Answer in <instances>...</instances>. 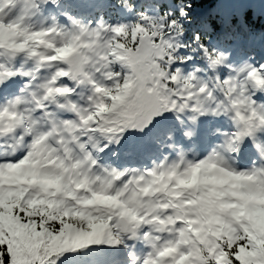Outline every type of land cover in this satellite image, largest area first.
Listing matches in <instances>:
<instances>
[{
    "label": "snow or ice",
    "instance_id": "1",
    "mask_svg": "<svg viewBox=\"0 0 264 264\" xmlns=\"http://www.w3.org/2000/svg\"><path fill=\"white\" fill-rule=\"evenodd\" d=\"M122 2L0 0V91L18 66L45 93L0 153V264H264V60L225 56L209 16L186 36L191 0Z\"/></svg>",
    "mask_w": 264,
    "mask_h": 264
},
{
    "label": "trees",
    "instance_id": "2",
    "mask_svg": "<svg viewBox=\"0 0 264 264\" xmlns=\"http://www.w3.org/2000/svg\"><path fill=\"white\" fill-rule=\"evenodd\" d=\"M133 2L137 5L138 10L147 11L150 14H157L168 7H173L175 4V0H133ZM97 3L98 0H81V7L79 9H74L77 6L70 4L72 8L70 11L73 14L80 12V14L84 16H90L92 13V15L98 16L102 13L106 19H109L112 22H115L117 19L129 20L133 18L131 13L125 12L123 8L116 4V0H108L107 4L99 10L96 8ZM261 3L262 0H191L192 7L190 9V16L192 20L187 23L186 36H190L200 19L206 16H209L211 19L213 27H215L218 21L222 22L224 19L230 18L232 25L235 26L234 29L238 28V26L233 23V21H235L234 18L237 19L236 13L241 12L243 20L247 21L250 12L255 10V8L259 9ZM156 5H159V8L155 7ZM213 9L216 10V12L215 16L211 17L210 13ZM199 10L201 11V14H199ZM220 24L222 26V23ZM252 25H258V23H252ZM217 26H220L219 23ZM259 27V30H264L262 26ZM251 29L252 26L243 32L240 30L241 33L237 32L234 34L232 33L231 27L224 28V31L231 33V37L225 39L221 36V39L223 42L227 43L226 47L231 48L236 56L244 53L246 49L249 54L256 53L259 56H263L264 38L261 37L260 34H251ZM256 29L257 27L254 28V30ZM212 37L213 40L218 38L215 31L211 38Z\"/></svg>",
    "mask_w": 264,
    "mask_h": 264
},
{
    "label": "clouds",
    "instance_id": "3",
    "mask_svg": "<svg viewBox=\"0 0 264 264\" xmlns=\"http://www.w3.org/2000/svg\"><path fill=\"white\" fill-rule=\"evenodd\" d=\"M130 7H135L132 0H129ZM116 4L123 8L124 3L122 0H116ZM137 11H139L137 9ZM67 51V50H66ZM225 56H231L230 51H224ZM254 57V54H250ZM12 68V65H9ZM195 67H202V65H195ZM32 65H26L23 71H31ZM54 71V69H52ZM16 75L6 78L4 83L8 82V79H19L14 91L10 94L4 95L0 98V147H3L5 151L15 150L19 147L18 142L26 136V129L33 124V122L43 125L44 120L42 117L44 113L38 110V105L45 97L44 90L40 87L42 80H33L29 76L20 75L21 69L17 66L13 68ZM44 73H40L43 75ZM207 74V73H205ZM2 87V85H0ZM39 165L33 163L30 165V170L24 175L25 177L31 176L35 179L38 175L37 169ZM211 172V169L207 170ZM23 178V177H21ZM204 179L212 183H225L229 182L231 178L222 177L220 175L205 176ZM196 180L195 174L187 182L191 183ZM53 181H44V183H52ZM233 187L239 186V178L231 179Z\"/></svg>",
    "mask_w": 264,
    "mask_h": 264
}]
</instances>
